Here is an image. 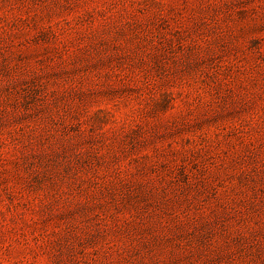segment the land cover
<instances>
[{
    "label": "rangeland",
    "instance_id": "rangeland-1",
    "mask_svg": "<svg viewBox=\"0 0 264 264\" xmlns=\"http://www.w3.org/2000/svg\"><path fill=\"white\" fill-rule=\"evenodd\" d=\"M0 264H264V0H0Z\"/></svg>",
    "mask_w": 264,
    "mask_h": 264
}]
</instances>
